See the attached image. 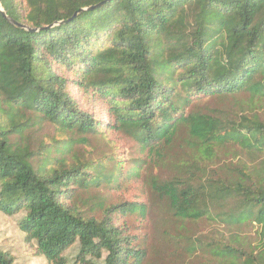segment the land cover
I'll return each mask as SVG.
<instances>
[{
  "label": "trees",
  "instance_id": "trees-1",
  "mask_svg": "<svg viewBox=\"0 0 264 264\" xmlns=\"http://www.w3.org/2000/svg\"><path fill=\"white\" fill-rule=\"evenodd\" d=\"M148 166L192 264H264V0H0V212L36 254L146 264L143 204L80 202Z\"/></svg>",
  "mask_w": 264,
  "mask_h": 264
},
{
  "label": "rangeland",
  "instance_id": "rangeland-1",
  "mask_svg": "<svg viewBox=\"0 0 264 264\" xmlns=\"http://www.w3.org/2000/svg\"><path fill=\"white\" fill-rule=\"evenodd\" d=\"M72 90L73 85L69 87V91ZM107 138L112 140L120 152L132 144L129 138L120 133H108ZM99 143L96 142V145ZM96 148V150L101 149L99 146ZM169 173V169L148 166L142 170L141 177L137 180L124 183L118 190H91L84 195V200L80 203L87 211H92L100 199L103 200V204L122 201L140 202L138 205L143 204L145 207L143 214H135L129 222L132 223V219H135L133 222L147 244L146 264H192L196 260L195 257H187L182 249L176 248V244L181 242L175 239L179 238L180 234L187 235L185 226L171 217L165 202L151 189V179L155 177L165 179ZM19 217L20 214L7 216L0 212V247L6 250L17 264H50L43 256L36 254L34 248L25 241V234L17 225ZM76 252L77 247L74 245L64 253L70 260L68 264H76L73 262Z\"/></svg>",
  "mask_w": 264,
  "mask_h": 264
}]
</instances>
